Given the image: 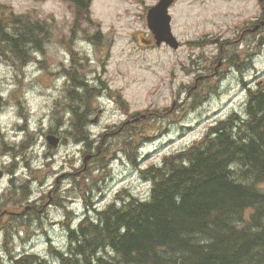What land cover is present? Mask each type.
Returning a JSON list of instances; mask_svg holds the SVG:
<instances>
[{
  "label": "rangeland",
  "instance_id": "374dc122",
  "mask_svg": "<svg viewBox=\"0 0 264 264\" xmlns=\"http://www.w3.org/2000/svg\"><path fill=\"white\" fill-rule=\"evenodd\" d=\"M157 0H93L91 8L93 24L83 23L82 28L92 35L97 31L100 45L98 47L81 43V49H88L92 54V61H89V69L106 80V84L112 90L121 91L123 97L129 102L130 110L138 111L147 107H154L185 100L186 89L183 85L191 84V76L186 75L182 68L183 63H190L191 60H204L211 52L213 45L206 44L203 48L194 44H187L188 41L199 39L219 38L229 39L241 27L246 26L259 16L260 5L258 0H179L173 10V33L181 42V47L173 50L165 45L143 48L138 43L148 29L145 21L147 8ZM2 8L6 9V16L30 14L34 18H47L52 13L54 31L53 37L45 46V52L37 57L45 59L51 68L57 69L61 49L64 48L60 41L67 38L73 27L72 10L60 0H0ZM49 20L51 18L49 17ZM100 26L98 27V23ZM263 39L258 46L256 42L250 43L252 60L257 68L264 72V27L262 28ZM218 36V37H217ZM146 37V36H144ZM248 49V48H247ZM244 51V50H243ZM245 52V51H244ZM253 73L248 72L246 79ZM17 71L8 63L0 62V121L2 131L13 128L11 135L5 139L8 143L15 142V147L31 132L33 145L30 149L24 146L19 150L24 154L30 163L31 169L39 168L37 181L32 186L31 199L39 197L43 191L51 189L54 178L59 177L62 163L69 156L80 163L79 147L73 141L69 145L63 144L53 156L54 165L47 166L48 155L45 138L39 136L50 124L52 99L48 90L54 84L50 75L38 70V64L33 62L27 69L25 85L19 87L17 83ZM219 79H213L210 83H217ZM63 83V80L60 84ZM245 86L241 83V77L229 75L219 85V92L215 93L212 99L207 98L205 109L217 108L223 115L237 110L244 100ZM17 89V91H13ZM54 94V93H53ZM52 94V95H53ZM207 97L209 96L206 93ZM1 98V97H0ZM101 106L108 109L104 114L100 126L94 129L100 132L109 123L118 122L122 119L123 113L111 99H100ZM60 114L61 106L58 108ZM21 114H25L24 125L26 131L21 129ZM205 119L200 121V113L196 109H189L187 104L178 110L174 118L163 122H152L149 129L146 128V135L138 149L141 158L137 163L132 164L126 159H117L112 163L110 177L105 171L99 173L93 180L95 183L92 206H103L113 198L122 188H126L135 196H145L149 190V182L143 179L139 166L142 168L152 162H159L165 152H172L186 147L194 139L201 135L208 123L217 115L204 113ZM208 118V119H206ZM191 125L190 129L182 130L179 121ZM35 131V133H34ZM97 132L98 142L104 146L114 137H101ZM0 144V168L3 170H14L17 178L9 179L6 176L0 184V194H7L13 185L21 184L24 176L29 173L27 163L22 162L20 156L15 158L18 164L11 163L13 151L4 155L9 148ZM113 146L112 149H116ZM95 152V149L92 150ZM19 158V159H18ZM29 164V163H28ZM57 171L52 174V171ZM102 174V175H101ZM44 176V177H43ZM43 177V178H42ZM60 182L62 179L59 180ZM42 184V185H41ZM65 187L66 184H65ZM29 195L26 196V199ZM78 214L84 211L82 202L78 198L71 205ZM30 211V210H28ZM65 211L47 208V216L42 215V221L31 219L21 221L10 229L12 239L5 243L3 234L0 232V259L8 260L10 254L17 255L24 248L27 251L37 253L47 252V244L53 241L55 246L66 245L65 230L62 222ZM23 218H26L25 213ZM53 220V221H51ZM31 223L27 226V223ZM21 231V234L19 233Z\"/></svg>",
  "mask_w": 264,
  "mask_h": 264
},
{
  "label": "trees",
  "instance_id": "16d2710c",
  "mask_svg": "<svg viewBox=\"0 0 264 264\" xmlns=\"http://www.w3.org/2000/svg\"><path fill=\"white\" fill-rule=\"evenodd\" d=\"M23 46L13 40L7 57L24 62ZM210 132L143 171L151 180L144 200L121 198L120 205L88 210L75 225L65 221V250L50 246L48 259L25 250L1 264H264V83L248 90L244 113ZM75 133L90 147L86 129ZM136 135L123 139L124 145L135 146ZM89 173H82L83 182ZM77 184L83 185V202L90 206L92 189ZM18 187L22 198L27 184ZM16 193L13 185L9 195ZM7 201L2 198L0 223L5 243L18 224L3 215L13 205ZM248 208L253 211L241 224Z\"/></svg>",
  "mask_w": 264,
  "mask_h": 264
},
{
  "label": "water",
  "instance_id": "95a60500",
  "mask_svg": "<svg viewBox=\"0 0 264 264\" xmlns=\"http://www.w3.org/2000/svg\"><path fill=\"white\" fill-rule=\"evenodd\" d=\"M165 5L166 4L164 3V0H162L160 4H158L156 7H154L149 12V16H148L149 26L152 27L153 24H154L156 26L157 30L160 31L161 34L163 35V38L168 43H170L171 45L176 47V43L174 42V39L172 38V36H171V34L169 32L168 18L167 17L165 18L164 25H161V23H160V15H163L165 17V15H164ZM47 140L52 145H56V143H57V138L52 136V135L47 136ZM0 176H1V172H0Z\"/></svg>",
  "mask_w": 264,
  "mask_h": 264
},
{
  "label": "flooded vegetation",
  "instance_id": "af4514ba",
  "mask_svg": "<svg viewBox=\"0 0 264 264\" xmlns=\"http://www.w3.org/2000/svg\"><path fill=\"white\" fill-rule=\"evenodd\" d=\"M1 217H2V214H1Z\"/></svg>",
  "mask_w": 264,
  "mask_h": 264
}]
</instances>
